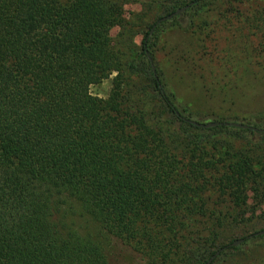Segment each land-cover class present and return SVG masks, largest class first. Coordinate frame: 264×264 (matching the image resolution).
Masks as SVG:
<instances>
[{
    "label": "trees",
    "instance_id": "trees-1",
    "mask_svg": "<svg viewBox=\"0 0 264 264\" xmlns=\"http://www.w3.org/2000/svg\"><path fill=\"white\" fill-rule=\"evenodd\" d=\"M143 1L0 0V264H206L240 248L214 249L229 208L211 195L242 215L254 173L214 169L200 132L228 126L183 116L163 89L148 42L164 17L141 61L110 46L122 5ZM91 21L101 43L83 41ZM113 73L106 99L90 93Z\"/></svg>",
    "mask_w": 264,
    "mask_h": 264
},
{
    "label": "rangeland",
    "instance_id": "rangeland-1",
    "mask_svg": "<svg viewBox=\"0 0 264 264\" xmlns=\"http://www.w3.org/2000/svg\"><path fill=\"white\" fill-rule=\"evenodd\" d=\"M189 1L123 4L121 24L109 31L110 46L122 63L141 61L148 26ZM82 38L86 44H98L103 35L91 21L83 26ZM148 46L162 87L183 116L203 124L236 123L260 130L251 134L228 126L200 135L206 136L208 152L218 161L214 169L223 171L232 159L254 173L239 211L242 215L236 217L227 200L217 201V195H211L212 202L229 208L212 241L214 249L252 235L238 250L225 249L213 264H264V235H254L264 230V0H203L199 10L188 9L180 17L164 20ZM115 76L92 86L90 93L106 99ZM130 78L143 80L147 92L153 91L142 74ZM171 258L180 262L183 257Z\"/></svg>",
    "mask_w": 264,
    "mask_h": 264
},
{
    "label": "water",
    "instance_id": "water-1",
    "mask_svg": "<svg viewBox=\"0 0 264 264\" xmlns=\"http://www.w3.org/2000/svg\"><path fill=\"white\" fill-rule=\"evenodd\" d=\"M188 7H189V6L187 5V6L183 7V8H179V9H178L176 12H174L173 14L168 15V16L162 18L161 21H164V20L169 19V18H171V17H173V16H175V15H177V14H179V13H182V12L185 11ZM219 125H227V126L237 127V128H242V129L256 130L255 128H252V127H249V126H245V125L236 124V123H219V122H212V123L205 124V127H206V128H211V127H215V126H219ZM259 131H260V130H259ZM262 234H264V231H260V232L256 233L255 235H262ZM250 237H252V235L247 236L246 239H248V238H250ZM243 241H244L243 239L236 240V241H234V242L231 244V246L238 245V244L242 243ZM218 254H219V252H216V254H215L214 256H212V258H211L210 260H208V261L206 262V264H210L211 261H212V260H213Z\"/></svg>",
    "mask_w": 264,
    "mask_h": 264
}]
</instances>
